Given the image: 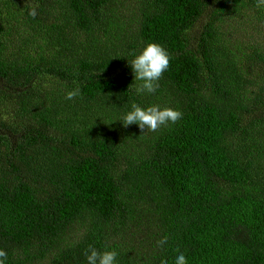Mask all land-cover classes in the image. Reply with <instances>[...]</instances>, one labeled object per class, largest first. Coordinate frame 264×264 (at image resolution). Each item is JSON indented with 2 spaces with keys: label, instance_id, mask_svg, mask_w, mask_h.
Returning <instances> with one entry per match:
<instances>
[{
  "label": "trees",
  "instance_id": "obj_1",
  "mask_svg": "<svg viewBox=\"0 0 264 264\" xmlns=\"http://www.w3.org/2000/svg\"><path fill=\"white\" fill-rule=\"evenodd\" d=\"M255 3L0 0L7 264H86L90 246L117 264H264V45L244 51L224 30L264 32ZM148 42L170 64L136 95L128 61ZM132 103L183 117L124 126Z\"/></svg>",
  "mask_w": 264,
  "mask_h": 264
},
{
  "label": "clouds",
  "instance_id": "obj_2",
  "mask_svg": "<svg viewBox=\"0 0 264 264\" xmlns=\"http://www.w3.org/2000/svg\"><path fill=\"white\" fill-rule=\"evenodd\" d=\"M257 9H264V0H256ZM37 7L34 5L29 10V15L37 16ZM170 54L159 43L148 42L133 58L128 61L134 74V79L138 83L134 85L136 95L153 94L159 88V80L163 73L169 68ZM80 95V89L77 87L66 94V99L72 100ZM183 117L180 110L171 107H160L159 105H150L142 107L137 103H132L130 110L126 111L122 117L117 120L124 126L132 124L139 128L156 131L162 125L168 123L175 124ZM168 238L157 241V247L165 250L169 246ZM119 253L115 249L98 250L95 247H89L85 253L86 264H117ZM8 254L0 248V264H7ZM174 264H189L188 258L183 252L175 257Z\"/></svg>",
  "mask_w": 264,
  "mask_h": 264
},
{
  "label": "rangeland",
  "instance_id": "obj_3",
  "mask_svg": "<svg viewBox=\"0 0 264 264\" xmlns=\"http://www.w3.org/2000/svg\"><path fill=\"white\" fill-rule=\"evenodd\" d=\"M224 30L228 33L227 38L231 42L236 40V46H241L244 51L248 46L264 45V32H258L256 23L250 24L231 19L224 24Z\"/></svg>",
  "mask_w": 264,
  "mask_h": 264
}]
</instances>
